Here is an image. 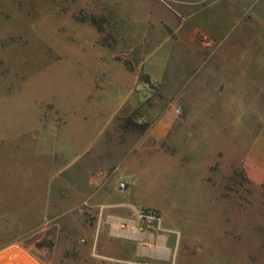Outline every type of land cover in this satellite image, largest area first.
I'll use <instances>...</instances> for the list:
<instances>
[{"label": "rangeland", "instance_id": "374dc122", "mask_svg": "<svg viewBox=\"0 0 264 264\" xmlns=\"http://www.w3.org/2000/svg\"><path fill=\"white\" fill-rule=\"evenodd\" d=\"M210 2L0 0V264H264V184L252 183L234 162L226 172L217 162L212 184L203 180L211 148L233 158L230 137L206 142L197 135L191 154L188 143L177 152L167 145L165 158L147 138L172 99H164L144 71L150 67L161 74L164 57L168 80L191 72L179 74L171 58L194 53L188 27L208 24ZM237 24L228 25L227 39L240 38L243 27ZM238 40L225 50L253 51L249 34ZM256 45L264 80V36ZM114 56L139 82L129 85ZM103 74L118 86L102 89ZM89 77L99 87L86 96ZM131 87L143 98V114L136 109L117 117L107 130L117 141H104V112L81 125L79 105L130 104ZM258 104L257 110L246 104L232 118L253 114L248 129L263 132L264 108ZM235 131L236 125L228 127V135ZM141 136L143 172L129 167ZM87 143L93 151H114L115 170L100 175L98 191L87 186L96 174L82 171L91 156H79ZM62 180L72 188L61 190ZM120 182L127 188L120 189ZM93 193L87 201L85 195ZM93 202H123L132 209L117 231V220L109 216L112 206ZM132 225L143 237L127 235ZM138 244L145 247L143 257L132 254Z\"/></svg>", "mask_w": 264, "mask_h": 264}, {"label": "crops", "instance_id": "0c3cea01", "mask_svg": "<svg viewBox=\"0 0 264 264\" xmlns=\"http://www.w3.org/2000/svg\"><path fill=\"white\" fill-rule=\"evenodd\" d=\"M259 2L260 0H211L210 12H206L204 17V21L208 24L201 28V25L195 22L188 27V39L194 53L190 55L182 52L178 55L174 53L175 57L173 55L171 58L172 62H178L179 66H176L179 68V74L186 68L191 70L184 76L185 78L178 80L176 76L168 80L169 77L165 74L168 64L164 57L161 60L162 63H166V67L161 74H156L155 70L150 67L144 71L148 80L152 84L158 85L164 95L163 98L172 99L170 106L161 113L153 124L150 134L147 135V138L156 142V149L161 157L169 156L167 145L173 148L172 151L177 152L181 143H188V151L191 154L195 151V146L192 143L196 141L197 135L200 136V141L207 142L213 141V139L221 141L230 137L231 143H234L233 158H229L224 150L217 148L214 151L212 148L209 150L211 153L208 156L211 157V160L203 166L207 174V178L204 177L203 180H209L210 184H212V173L216 172L214 167L217 162L220 163L219 170L224 172L227 171L228 164L234 162L236 168H242L252 183L264 184V131L254 132L253 129H248L249 126L253 127L254 125L253 114L246 118L239 116L236 120L232 118V113L238 110L244 111L246 104L250 105L251 110H257L259 102L264 108V80H260L259 77L261 62L257 55L258 45H256L259 38L264 36V1L261 5ZM235 23L243 27L237 33L240 38L229 40L227 39L228 25L232 26ZM180 27L181 24L178 25L177 30ZM248 34L252 40H255L252 52H246L244 49L241 51L242 53L232 54L225 50L228 44L235 43L238 39L243 41ZM117 61L124 69V78L130 79V86L139 82L136 73L128 70L121 60ZM102 79L103 81L100 82L102 89L113 85L118 86L116 79L110 75L103 74ZM87 83L89 87L84 92L86 96H89L90 89L99 86L95 82V77H89ZM185 83L189 84L187 88H185ZM108 95L110 93H106V96ZM132 96L133 102L128 104V99ZM83 99L85 100V96ZM126 99L128 101L123 100L125 102L112 103L108 100L103 103L84 104L82 107L79 105L81 125H87L90 119H98L104 112L106 114L103 124L106 126L104 141H117L116 135L107 133V130L115 124L117 117L124 116L136 109H139L143 114V98H138L132 87L128 89ZM232 125H236L234 136L228 135V127ZM85 138L86 136H82L80 139L76 137V140L82 141ZM241 148L243 154H240ZM138 152L136 158L129 163V167L143 172V136L139 139ZM89 154L91 156L82 171L83 173H92V175L96 174L95 178L92 176L88 180L87 186H92L98 191L102 188L103 182L100 175L105 172L109 173L110 168L114 167L115 163L112 162L114 151L107 147L103 149L100 147L97 151H93L90 143H87L83 146L79 156ZM212 157L215 159L213 160ZM113 169L115 170V168ZM71 188L70 183L61 181V190ZM94 195L95 193L86 194L85 198L89 201L93 199ZM83 203L87 204L86 200ZM92 205L112 206L113 211L109 216L115 221L120 220V222L128 217L127 212L132 209V206L123 202H93ZM145 235L147 236V233ZM141 236L143 237V233ZM149 236L153 240L158 238L153 233ZM152 243L149 242L145 246L149 247ZM143 248L145 249L143 244H138L137 248L132 250L133 256L143 257Z\"/></svg>", "mask_w": 264, "mask_h": 264}, {"label": "bare ground", "instance_id": "6f19581e", "mask_svg": "<svg viewBox=\"0 0 264 264\" xmlns=\"http://www.w3.org/2000/svg\"><path fill=\"white\" fill-rule=\"evenodd\" d=\"M118 223L115 224V229L118 231L120 229V220H117ZM135 225V224H134ZM133 226V225H132ZM127 235L132 236V237H139L141 234L139 233V230L137 229L136 226H133L131 230L127 233Z\"/></svg>", "mask_w": 264, "mask_h": 264}, {"label": "built area", "instance_id": "2783aa9c", "mask_svg": "<svg viewBox=\"0 0 264 264\" xmlns=\"http://www.w3.org/2000/svg\"><path fill=\"white\" fill-rule=\"evenodd\" d=\"M119 187H120V189H126L127 188V184L124 183V182H120Z\"/></svg>", "mask_w": 264, "mask_h": 264}]
</instances>
